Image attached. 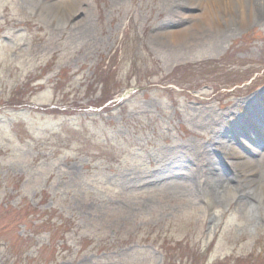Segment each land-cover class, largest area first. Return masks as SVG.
Returning <instances> with one entry per match:
<instances>
[{"label": "rangeland", "instance_id": "obj_1", "mask_svg": "<svg viewBox=\"0 0 264 264\" xmlns=\"http://www.w3.org/2000/svg\"><path fill=\"white\" fill-rule=\"evenodd\" d=\"M203 7L0 0V264H264V14Z\"/></svg>", "mask_w": 264, "mask_h": 264}, {"label": "bare ground", "instance_id": "obj_2", "mask_svg": "<svg viewBox=\"0 0 264 264\" xmlns=\"http://www.w3.org/2000/svg\"><path fill=\"white\" fill-rule=\"evenodd\" d=\"M195 5L198 4L201 8L206 6L207 12H217L222 9L225 17L229 19L237 10L244 12L248 11L251 14H264V0H187V2ZM225 19V20H227ZM253 162L249 161L248 165H252ZM236 166V165H235ZM251 167V166H250Z\"/></svg>", "mask_w": 264, "mask_h": 264}, {"label": "trees", "instance_id": "obj_3", "mask_svg": "<svg viewBox=\"0 0 264 264\" xmlns=\"http://www.w3.org/2000/svg\"><path fill=\"white\" fill-rule=\"evenodd\" d=\"M117 59H118V53H117V55H115V57H114V60H113V63H112V66H111V68L108 70V75L110 76V78L111 79H113V76H114V72H111V70H112V68L115 66L116 67V65H117ZM99 69L101 70V68L99 67ZM103 73H104V71H102ZM102 83L105 85V89H104V92H102V95L103 96H101V100L100 101H98L97 102V106L98 107H100V106H103L104 104H106L108 101H111L113 98H112V92H110V90L109 89H107L106 87H107V80H103L102 81ZM163 249L165 250V259H167V260H174L176 257V254L174 253L175 251V248L172 250V249H170V248H167V247H165V246H163ZM173 252V253H172ZM225 264H232L231 262H230V260L229 261H227V262H224ZM220 264V263H219ZM222 264V263H221ZM235 264V263H234Z\"/></svg>", "mask_w": 264, "mask_h": 264}]
</instances>
